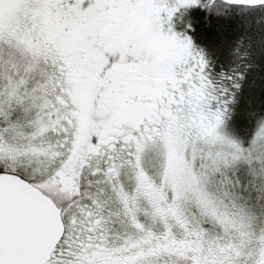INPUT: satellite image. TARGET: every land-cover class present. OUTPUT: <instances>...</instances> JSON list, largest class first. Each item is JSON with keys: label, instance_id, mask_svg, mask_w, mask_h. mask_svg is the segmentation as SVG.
Returning <instances> with one entry per match:
<instances>
[{"label": "snow or ice", "instance_id": "obj_1", "mask_svg": "<svg viewBox=\"0 0 264 264\" xmlns=\"http://www.w3.org/2000/svg\"><path fill=\"white\" fill-rule=\"evenodd\" d=\"M0 264H264V0H0Z\"/></svg>", "mask_w": 264, "mask_h": 264}]
</instances>
